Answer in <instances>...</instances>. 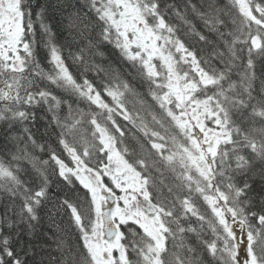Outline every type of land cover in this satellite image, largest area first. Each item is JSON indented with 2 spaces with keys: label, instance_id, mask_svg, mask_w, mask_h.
<instances>
[{
  "label": "snow or ice",
  "instance_id": "6c2138e0",
  "mask_svg": "<svg viewBox=\"0 0 264 264\" xmlns=\"http://www.w3.org/2000/svg\"><path fill=\"white\" fill-rule=\"evenodd\" d=\"M82 8L83 16L76 14L84 25L80 35L90 29L96 37H85L87 45L70 51L69 57L85 72H103L99 85L70 72L43 23L41 8L35 15L47 37L51 70L45 71L35 54L32 0H0V120L23 124L30 116L27 109L47 105L51 123L59 128L58 144L74 164L69 167L52 148L50 160L19 149L12 160L27 159L32 165V187L11 162H0V189L21 199L18 219L6 214L0 218V264H26L22 249L12 246V229L20 223L31 228L39 219L38 209L48 195L50 161L56 166L51 175L58 170L68 185L78 182L86 190L82 199L65 197L59 203L58 211L69 217L82 241V250L58 244L60 264H205L202 251L215 264H240L241 243L246 253L242 264H264V203L255 211L251 186L234 181L252 171L253 159L264 162V83L254 94L252 71L253 51L264 55V0H227L222 6L218 0L199 5L186 0L182 9L162 7L161 0H84ZM182 32L202 42L203 55L189 48ZM105 42L146 86L159 109L148 112L151 122L128 109L127 96L139 98L140 93L117 70L86 58L102 57ZM237 67L243 70L233 80ZM37 78L86 102L88 110L41 89ZM139 102L145 103L142 98ZM62 104L68 107L63 117L58 112ZM116 117L141 134H133L139 150L131 153L132 159L126 158L129 149L121 147L126 126ZM24 131L37 147L26 127ZM196 198L203 199L212 218L200 211ZM205 225L214 239L202 238ZM233 225L245 234L243 241Z\"/></svg>",
  "mask_w": 264,
  "mask_h": 264
},
{
  "label": "trees",
  "instance_id": "16d2710c",
  "mask_svg": "<svg viewBox=\"0 0 264 264\" xmlns=\"http://www.w3.org/2000/svg\"><path fill=\"white\" fill-rule=\"evenodd\" d=\"M186 0H161L162 7L165 5H176L181 9ZM203 0H193V3L199 5ZM227 0H218V3L222 6ZM33 3V22L35 29V54L37 60L40 62L41 67L45 71L51 70L49 63L48 49L44 46V41L47 37L44 35L41 29V23L36 19L35 13L43 9V23L51 30L52 37L55 43L61 47L65 62L69 67L70 72L77 79L82 80V76H86L94 84L99 85L104 77L103 72L97 73L94 69H89L87 72L84 71V67L79 65L78 62L74 63L69 57V52H77L81 47L87 45L88 40L85 37H96V32H92L90 29L84 31L83 36L80 35L84 25L77 18L79 12L81 17L86 9L82 8L84 0H32ZM171 16V13H169ZM171 22L179 24V21L175 17H172ZM198 28L200 31H205L203 25L197 21ZM184 36L183 32L181 33ZM186 44L190 49L195 50L198 55L201 53L202 42L198 41V38L184 36ZM100 51L104 53L101 56L86 57L89 59V63H95L103 68L111 66L117 70L121 77L127 80L138 93L140 97L129 94L126 98V104L128 109L135 115L137 112L144 117L147 121L151 122V117L148 112L155 110L157 113L159 109L155 107V102L152 101L151 97L147 94L146 86L142 85L141 80L136 75L135 69L132 65L124 60L119 51L112 45L105 42ZM253 69L255 74V80L253 86L255 89L254 94L258 93L261 88V84L264 83V55H259L256 51L252 53ZM247 61V51L244 53V63ZM239 63V62H238ZM242 67L233 69L232 79L238 80V72L242 71ZM37 83L41 89H47L54 95L61 98L62 100H68L72 103L73 108H81L85 111L88 110V105L82 100H77L76 97H70L63 89L57 88L47 80H40L37 78ZM106 101H110L109 97H104ZM145 101L142 106L139 102L140 99ZM92 108L96 111L95 106ZM29 119L20 123H9L8 121L0 120V162L5 165L12 163L14 169L18 168L19 178L26 182L29 186L35 187L36 185V173L32 168V165L27 159H20L19 161H13L12 155H20L19 149H25L29 155L35 156L41 160H50V154L48 149L52 148L56 150L60 158L69 167H74L71 157L63 151L62 147L58 144L57 135L59 128L51 123L52 113L48 111V106L45 104L35 105L30 109ZM61 117L66 116L68 112L67 104H62L58 110ZM34 114V115H31ZM117 121L122 125L126 126L125 130L128 135L125 138L124 145L129 149V155L126 157L132 159L131 153L138 151V144L133 138V134L141 136L136 129L132 128V125L127 121H124L122 117H116ZM245 127L248 126L246 122ZM259 121H257V127ZM33 136L36 141L37 147H33L30 141H27V135L24 128ZM130 130V131H129ZM43 146V151L39 147ZM105 162L106 158H105ZM51 167L47 169L50 174V184L48 187L47 199L43 202L42 206L38 209L39 219L32 221V227L29 228L27 223H20L12 229V246L15 249H22L21 256L26 261V264H60L62 249L58 247L61 241H63L64 249L71 246L73 249L82 250V241L79 240V233L75 229L74 224L69 220V217L63 212L58 211L60 201L65 198L71 199H82L85 195L86 190L75 182L74 185H68L58 175V170L55 175H51L52 167H56L54 162H51ZM261 169H264V162L259 159H253L252 171L247 174H238L234 177L235 183L243 187L244 183L247 182L251 186L250 195L254 198L256 207L255 211H259L260 204L264 203V178L261 176ZM74 179V178H73ZM105 181L107 178L105 177ZM166 192V190H165ZM21 199L19 197L13 198L10 193L0 189V218L5 214L13 220L18 219L15 213L19 211ZM196 204L201 212H206L209 218H212L211 210L202 198H196ZM191 222L194 226L199 227V222L196 221L195 217H191ZM135 227V226H133ZM122 230L127 231L122 226ZM8 229H5V234L8 233ZM202 238L206 240L214 239L211 230L205 225V229L202 232ZM193 242L195 237L193 234H189ZM199 251V249H198ZM27 253V255H25ZM202 258L205 260V264H215L212 261L210 255L206 251H202Z\"/></svg>",
  "mask_w": 264,
  "mask_h": 264
},
{
  "label": "rangeland",
  "instance_id": "374dc122",
  "mask_svg": "<svg viewBox=\"0 0 264 264\" xmlns=\"http://www.w3.org/2000/svg\"><path fill=\"white\" fill-rule=\"evenodd\" d=\"M233 227L236 230V232L238 233V239L240 241H243L245 239V234L240 232V229H239V226L238 225H233ZM244 249H245V244L244 243H241L240 244V247L237 250V255H238V258L240 260V264H242L244 255L246 254L245 251H244Z\"/></svg>",
  "mask_w": 264,
  "mask_h": 264
}]
</instances>
